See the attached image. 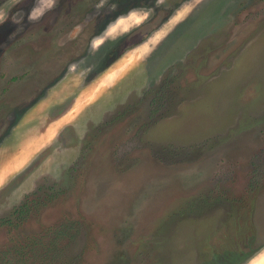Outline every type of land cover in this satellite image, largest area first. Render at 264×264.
I'll use <instances>...</instances> for the list:
<instances>
[{"label":"rangeland","instance_id":"rangeland-1","mask_svg":"<svg viewBox=\"0 0 264 264\" xmlns=\"http://www.w3.org/2000/svg\"><path fill=\"white\" fill-rule=\"evenodd\" d=\"M34 3L0 0V264H216L252 184L245 264L264 0H57L29 23Z\"/></svg>","mask_w":264,"mask_h":264},{"label":"trees","instance_id":"trees-1","mask_svg":"<svg viewBox=\"0 0 264 264\" xmlns=\"http://www.w3.org/2000/svg\"><path fill=\"white\" fill-rule=\"evenodd\" d=\"M255 182H258V180L256 181V179H255ZM248 188H249V190H248L247 195L245 196V198H246V201L248 203V208L249 209L248 210H244V212H243V207H241L238 212L233 213L231 215V219H233V221H234L233 225L235 226L233 235L227 237V239H225V241L222 240V241L218 242L217 244H214L216 246V248H218L220 250V253L223 255L222 257H220V261L219 262L215 261L216 264H229V262L235 256L237 258H238V256L243 257L242 256L243 253H241L239 245L237 243L235 244V239L238 238V242H239L241 233L243 232V228H244L240 224V222L242 223V221L243 222L247 221L248 222V226H250L252 228V230L255 227V226H253L254 225L253 224V213H254V209H255V197H256L255 196L256 193H253V191L255 190V187L252 184H250V186H248ZM29 210H30V206H28V204L26 203L25 206H21V208L16 210L15 214H18L19 216H25V215H28L30 213ZM242 213H243V215H242ZM73 237H74V235L72 236V238ZM227 250H230V251H227ZM213 257L216 260L215 255ZM231 263L235 264V262H231ZM236 264H238V263H236Z\"/></svg>","mask_w":264,"mask_h":264},{"label":"clouds","instance_id":"clouds-1","mask_svg":"<svg viewBox=\"0 0 264 264\" xmlns=\"http://www.w3.org/2000/svg\"><path fill=\"white\" fill-rule=\"evenodd\" d=\"M57 0H35L33 8L27 13V21L29 23H37L48 12L56 7ZM25 14L21 11L12 17L14 24L22 25L24 22ZM5 19L0 16V23H4ZM123 23V20H120ZM112 31H115L113 28ZM245 264H264V247H261L251 257H249Z\"/></svg>","mask_w":264,"mask_h":264}]
</instances>
